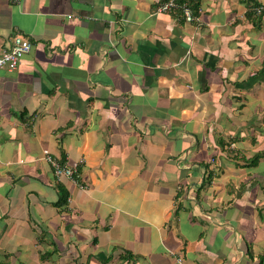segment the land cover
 Masks as SVG:
<instances>
[{"label": "crops", "instance_id": "obj_1", "mask_svg": "<svg viewBox=\"0 0 264 264\" xmlns=\"http://www.w3.org/2000/svg\"><path fill=\"white\" fill-rule=\"evenodd\" d=\"M163 1L0 0V261L264 264V0Z\"/></svg>", "mask_w": 264, "mask_h": 264}, {"label": "built area", "instance_id": "obj_2", "mask_svg": "<svg viewBox=\"0 0 264 264\" xmlns=\"http://www.w3.org/2000/svg\"><path fill=\"white\" fill-rule=\"evenodd\" d=\"M16 1V0H11ZM255 13L264 14V6L257 5L253 8ZM157 12L164 11H180L182 17L187 22H191L196 19L195 10L186 1L179 2L177 0H164L161 2L157 8ZM32 47L30 40L20 36L15 35L12 38L10 47L3 49L0 53V72L1 71H12L16 69L20 59L24 54L29 52ZM44 159L52 167L54 176L56 178H64L74 182H77V167L69 165L64 161H61L57 156L52 155L47 149L43 150ZM81 162V159L79 160ZM79 184V183H78ZM82 188L83 184H79Z\"/></svg>", "mask_w": 264, "mask_h": 264}, {"label": "trees", "instance_id": "obj_3", "mask_svg": "<svg viewBox=\"0 0 264 264\" xmlns=\"http://www.w3.org/2000/svg\"><path fill=\"white\" fill-rule=\"evenodd\" d=\"M187 2L193 7V9L196 12V10H197V7H195L196 4H192V0L191 1H187ZM251 14H256L253 9H250L248 11V15H251ZM261 156H264V152L255 153L252 157H250L249 159H246L247 160V164L248 165H255ZM67 196H68V193L66 191L64 193H62V195H60L59 201L56 203V205L65 204L67 202L66 201ZM262 262H263V259L261 258L260 263L262 264ZM0 264H10V263L4 262V261H0Z\"/></svg>", "mask_w": 264, "mask_h": 264}]
</instances>
